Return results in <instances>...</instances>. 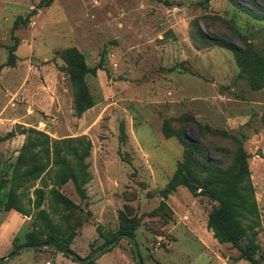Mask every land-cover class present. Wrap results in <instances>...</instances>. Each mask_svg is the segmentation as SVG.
<instances>
[{
  "label": "rangeland",
  "instance_id": "obj_1",
  "mask_svg": "<svg viewBox=\"0 0 264 264\" xmlns=\"http://www.w3.org/2000/svg\"><path fill=\"white\" fill-rule=\"evenodd\" d=\"M40 1L0 0V66L15 47L13 66L0 69V173L25 145L22 126L59 141L72 161L71 150L83 148L77 139L87 138L88 176L77 177L83 198L71 180L59 183L54 173L43 184L17 188L28 217L0 203V261L27 245L28 234L36 241L52 235L86 259L129 222L142 264H264V0H55L36 8ZM209 40L233 45L251 72H242L231 51L211 47ZM164 45H191L201 55L158 65L151 50ZM70 49L95 73L72 81L63 55ZM221 64L223 70L216 66ZM174 71L188 80L177 86L183 92L168 94L173 86L167 75ZM90 99L92 106L81 111ZM225 134L245 152L254 191L256 215L240 219L251 228L238 242L251 261L215 237L208 218L219 204L201 188L193 194L177 181L174 192L161 197L185 162L184 142L198 141L217 163H229L234 145ZM188 151L196 159L185 168L200 187L209 180L229 184L232 178L200 165L206 159L198 150ZM40 188L44 201L35 209L34 189ZM53 188L74 207L52 197ZM40 210L50 227L37 220ZM5 264L81 263L39 249ZM88 264L137 263L121 239Z\"/></svg>",
  "mask_w": 264,
  "mask_h": 264
},
{
  "label": "trees",
  "instance_id": "obj_2",
  "mask_svg": "<svg viewBox=\"0 0 264 264\" xmlns=\"http://www.w3.org/2000/svg\"><path fill=\"white\" fill-rule=\"evenodd\" d=\"M54 0H41L36 8L48 7L52 4ZM233 6L244 11L246 14L252 16L250 9L242 5L238 1L233 2ZM211 41V47H219L231 51L236 56V63L242 72L248 70L251 72L250 63L244 64L241 62L238 54L240 51L236 50L233 45L227 43L226 41ZM208 46V48L210 47ZM8 56L6 62L0 67L13 66L15 59V47L8 48ZM64 58L70 64L72 71L70 77L72 81L79 77V74L83 76L92 72L95 73L94 69L88 68L84 61L83 56L78 53L75 49L67 50L63 53ZM250 67H249V66ZM253 68V67H252ZM256 74V73H255ZM82 76V81H83ZM75 86L79 84V80L74 82ZM84 84V83H83ZM73 90L75 95L78 92ZM93 102L89 103L81 109L84 111L92 106ZM22 133H26V142L23 148L19 152V156L14 164H10L8 169L5 168L0 173V203L6 207V210H14L24 217H28V212L22 207L21 200L16 194L17 188L20 186H33L37 180H40L43 184L45 176H50L54 173V178L59 183H65L71 180L75 186L77 193L80 197H84V192L77 185L78 175L83 174L87 177L88 164L85 160L89 157L91 143L90 141L83 137L77 139L78 145L83 147L81 151L77 148L71 150L74 163L72 160L67 159V156L62 155L60 148L58 147L59 141L51 139L42 131L35 129H24L22 126ZM14 135L13 132L9 133L8 136ZM223 138L230 139L233 141L234 151L230 155V160L228 162L217 163V160L210 158V150L204 148L200 142H191L189 145H185L184 161L182 162L175 174L174 178L169 181L165 189L161 192L162 199L169 196L174 192L180 181L181 185L189 189L193 194L196 193L198 188H201L205 195H208L212 199L216 200L219 206L213 210L208 218V226L211 228L215 234V237L221 242L231 243L240 252L241 257H247L250 261V254L246 250L242 249L238 242L244 234V230L249 227H243L241 225L240 219H245L246 216L255 217L256 215V202L254 199V191L250 180V173L247 164V158L245 152L238 144L237 141L231 139L230 135L225 134ZM189 148H195L199 152L197 155H202L206 160L202 162V165L208 172H211L213 176H222L227 178H232L229 184L222 181L209 180L200 187L190 172L185 168L186 164H194V159H196L192 152L190 153ZM45 159V160H43ZM228 161V160H227ZM218 165V166H217ZM52 197L57 198L58 201L74 207L72 202L66 197L58 193L54 188L49 192ZM34 194L37 196L36 202L33 204L35 209H38L43 200L42 189H34ZM164 203H160V207H164ZM46 223L50 227V221L44 210L39 211L38 219ZM127 222V221H126ZM129 224V222H127ZM126 224V227L121 228L119 235H125L133 239V227ZM33 234L27 235V245L25 246H36L43 243L51 244L62 251H68L66 248L62 247V242L50 235L43 241H36ZM70 252V251H68Z\"/></svg>",
  "mask_w": 264,
  "mask_h": 264
},
{
  "label": "crops",
  "instance_id": "obj_3",
  "mask_svg": "<svg viewBox=\"0 0 264 264\" xmlns=\"http://www.w3.org/2000/svg\"><path fill=\"white\" fill-rule=\"evenodd\" d=\"M55 1V0H54ZM176 30V29H175ZM181 48V47H180ZM177 48L176 46H172V45H164V47H162L161 49L159 47H152V53H153V59L159 64L163 63V64H168V62H173L174 61V58H175V62H190L193 58H196V56H200L201 54L195 50L191 45L189 47H186V48ZM178 49V50H177ZM222 49V48H221ZM212 52V51H211ZM220 52V51H218ZM198 53V55H197ZM207 55V53L203 54L202 56H205ZM8 56V55H7ZM208 58V57H206ZM205 58V59H206ZM173 60V61H172ZM207 62V61H206ZM173 64V63H172ZM3 65V64H2ZM1 65V66H2ZM207 68L211 69L212 66H211V62H208L207 63ZM0 66V67H1ZM217 68L220 67L221 70H223V66L222 64L221 65H216ZM7 67V66H5ZM207 68H205V70H207ZM226 68V67H225ZM224 68V71H221V76L226 72H227V69ZM186 74H182V73H179L178 71H174L173 73H169L167 76H168V79H169V84H171L173 87H172V90H170V92L168 94H172L173 92L177 91L178 93H181L183 91H181V89H179L178 87H183L184 86V83L188 80L185 76ZM178 86V87H177ZM202 94V93H201ZM206 94V93H205ZM210 94V93H209ZM207 94V95H209ZM203 95V94H202ZM13 132V131H11ZM10 132V133H11Z\"/></svg>",
  "mask_w": 264,
  "mask_h": 264
},
{
  "label": "water",
  "instance_id": "obj_4",
  "mask_svg": "<svg viewBox=\"0 0 264 264\" xmlns=\"http://www.w3.org/2000/svg\"><path fill=\"white\" fill-rule=\"evenodd\" d=\"M121 239H126L130 243V247H131V250L133 252L136 263L142 264L141 257H140V254H139V251H138V248H137L135 242L133 241V239L131 237H128L125 235H118L111 243H109L107 246L102 247L101 249L97 250L95 253H93L90 257H88L86 259H81L72 252L59 250L58 248H56L55 246H53L51 244L43 243V244L36 245V246H25L24 245L22 247H19L9 257L1 260L0 264H5V263L11 261L13 258H15L19 253H21L23 251H34V250H39V249H49L50 251L59 253L61 255H64L66 257L71 258L72 260L78 261L81 264H88L92 261H95L99 257V255H101L102 253L112 249Z\"/></svg>",
  "mask_w": 264,
  "mask_h": 264
}]
</instances>
